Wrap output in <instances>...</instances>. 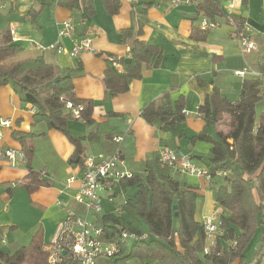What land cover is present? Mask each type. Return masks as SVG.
Wrapping results in <instances>:
<instances>
[{"label":"crops","instance_id":"crops-1","mask_svg":"<svg viewBox=\"0 0 264 264\" xmlns=\"http://www.w3.org/2000/svg\"><path fill=\"white\" fill-rule=\"evenodd\" d=\"M5 1L10 12L5 31H9L22 48L17 59L42 56L55 65L61 75L70 73L77 99L93 103L92 124L86 125L77 119L67 126L70 137L84 138L81 156L85 159L120 152L117 168L123 173L130 174L139 164L153 160L162 146L193 156L192 162L203 167L200 163L210 156L212 144L199 141L191 145L188 139L204 127L197 108L205 96L217 87L230 101H235L238 85L250 78L234 75L244 66L253 65L264 83V49L256 55L257 59L241 54L231 33L234 26L230 23H221L212 29L204 41L190 37L192 20L201 21L195 4L173 6L171 2L160 1L140 15L133 8L136 0H120L118 12L109 15L102 0H92L94 15L87 17L81 10L72 11L53 6V0H41L42 9L32 18L31 8H38L33 0ZM221 8L227 15L243 17L250 36L261 37L264 46V0H222ZM64 21L75 27L72 39L58 38ZM124 29L132 30L131 39L137 38L158 48L161 60L157 67H143L141 77L131 82L126 93L110 98L106 95L103 75L110 59L117 62L112 69L119 76L122 64L129 61L131 39L122 40L120 34ZM82 37L90 38L94 52L83 51L71 56L68 52L73 40ZM57 40L64 49L59 54L48 50ZM201 78L206 82L199 83ZM161 98L173 108L182 104V111L187 113L182 124L184 137H174L161 130L159 123L149 125L141 118L142 110ZM33 111L30 105L23 104L19 93L11 86L0 87V119L12 121L10 128L2 129L0 138V247L5 252L27 246L35 234L40 235L44 244H50L69 211L93 220L74 201L83 164L73 163L75 147L64 134L48 130L35 137L34 155L29 163L18 156L13 160L4 157V150L17 153L20 150L19 143L12 137V129L29 132ZM208 133L215 137L213 127L208 128ZM108 135L113 136V142H106ZM38 171L46 172L50 186L37 188L29 194L26 184L31 172ZM71 177L74 179L69 181ZM181 178L197 190L194 213L197 222L201 223L215 211L222 213L215 203V181L219 178L209 182L195 175L181 174ZM116 185L110 196H117ZM98 191L108 197L102 187ZM108 214L102 207L100 217Z\"/></svg>","mask_w":264,"mask_h":264},{"label":"trees","instance_id":"trees-1","mask_svg":"<svg viewBox=\"0 0 264 264\" xmlns=\"http://www.w3.org/2000/svg\"><path fill=\"white\" fill-rule=\"evenodd\" d=\"M171 0H136L133 8L143 15L157 2ZM38 8H31L32 18L41 11V0H33ZM109 15H114L120 7V0H102ZM222 0H195L196 14L201 17L192 20L190 37L204 41L207 34L221 23H230L231 33L237 42L238 33L245 25L243 17L227 15L223 12ZM53 6L69 10H81L83 15L92 17V0H53ZM205 21L208 28L202 29ZM213 26V27H212ZM123 41L132 37L131 29L121 31ZM256 50L245 55L258 56L264 46L262 38L252 37ZM264 40V38H263ZM22 48L9 31L0 30V87L11 86L19 93L25 105L34 108L31 129L22 132L12 129V137L19 143L18 157L26 163L34 155L35 137L48 130L64 134L74 145V159L83 164L81 156L84 138H72L67 131L68 123L81 119L86 125L92 124L93 103L77 99L73 90L70 73L61 75L59 69L44 60L42 56L17 59ZM256 51V54L254 52ZM257 59V57H256ZM161 51L137 38L131 39L129 61L122 64V73L113 69L114 59L107 61L103 75V85L107 97L113 98L129 90L133 80L141 77L143 67L159 65ZM245 67V66H244ZM250 67V66H248ZM251 65L250 68H252ZM254 70V67L252 68ZM57 79L50 87L47 84ZM206 82L201 78L199 83ZM83 105L84 110L75 118L65 110L66 103ZM182 104L171 107L164 98L150 103L141 112V118L149 125L159 123L160 129L181 138L185 134L182 124L185 120ZM183 112V113H182ZM197 115L203 120V129L192 135L188 141L212 144L210 156L203 162V168L210 180L219 178L222 183L216 188L215 203L222 210L218 216L219 234L213 243L207 244L203 226L194 219L197 190L188 186L181 174L159 163L157 156L138 165L130 176L121 178L118 184L122 190L135 188L132 197L120 202V213L102 215L98 222L106 233L105 239L121 243L120 253L112 260H101L99 264H262L264 256V83L260 78H246L237 89V99L230 101L217 87L205 96ZM258 117V118H257ZM213 127L215 137L208 133ZM106 142H113L108 135ZM114 144V143H113ZM115 149V148H114ZM114 151V150H113ZM179 152L180 150H174ZM120 153V152H119ZM193 160V156H189ZM201 162V160H200ZM141 170V171H140ZM218 173H224L217 176ZM46 172H31L26 184L29 194L37 188L50 186ZM43 178H41V177ZM45 178V179H44ZM176 206V210L173 207ZM177 214V217H175ZM146 227V231H144ZM261 227L259 247L251 262L245 260V250ZM122 233L135 236L129 250ZM71 237L67 232L58 241L60 252L53 264H78L69 251ZM39 234L30 243L15 252H5L0 247V264H50L51 255ZM207 248V253L204 249Z\"/></svg>","mask_w":264,"mask_h":264},{"label":"built area","instance_id":"built-area-1","mask_svg":"<svg viewBox=\"0 0 264 264\" xmlns=\"http://www.w3.org/2000/svg\"><path fill=\"white\" fill-rule=\"evenodd\" d=\"M241 2V0H238ZM173 6L179 4H195V0H171ZM213 27V26H212ZM201 28L206 29L208 25L205 21L201 22ZM75 36V27L69 21H64L58 30V38L72 39ZM237 47L241 54H248L256 50V44L252 40L249 30L246 25L238 33ZM49 51L57 54L64 51L62 46L57 40L54 44L50 45ZM83 51H93L89 37H82L79 40H73V46L68 52L71 56H76ZM234 75L238 78L244 79L246 77L259 78L261 73L245 66L242 69L236 70ZM65 110L70 112L75 118L80 117V113L84 110L83 105H73L68 102L65 105ZM184 114H187L184 112ZM12 124L11 119H0V138L2 136L3 128H10ZM118 142V138L115 140ZM4 157L13 160L18 153L14 150L7 149L3 152ZM119 153L104 156L98 155L96 157H87L83 161L80 185L74 197V201L83 207L86 215H91L93 220L87 216H79L72 211L67 213L65 221L60 225L58 234L55 239L50 243L48 249L51 253L48 262L53 264L58 259L59 249L58 241L61 235L65 232L70 235L71 241L69 251L71 256L78 262V264H99L101 260H112L120 253L121 243L116 241H108L105 239L106 233L98 222L102 212L101 197L97 190L102 187L108 192V199L113 201L111 184L117 183L121 178L127 176L129 173H123L118 170ZM159 163L168 167L171 170L177 171L180 174L195 175L199 178L205 179L206 182L210 181V176L201 167L196 166L189 155L179 151L176 152L168 147H159L157 153ZM224 173H218L217 176H222ZM74 178H69V181ZM122 202V201H120ZM119 202V203H120ZM119 203H114L116 215L120 213ZM220 214V213H219ZM218 212L215 211L209 216L205 217L201 224L203 226L205 238L208 245L213 243L214 236L219 234L217 228ZM135 239V236L122 233L121 240ZM207 253V248L204 249Z\"/></svg>","mask_w":264,"mask_h":264},{"label":"rangeland","instance_id":"rangeland-1","mask_svg":"<svg viewBox=\"0 0 264 264\" xmlns=\"http://www.w3.org/2000/svg\"><path fill=\"white\" fill-rule=\"evenodd\" d=\"M9 17H10V12L8 11V6H7L6 1L5 0H0V30L1 31H5L6 30L7 24H8V21H9ZM192 117H194V116L192 115ZM209 133H211V131H209ZM184 146L185 145L182 146V149L184 148ZM203 161L205 162V161H207V159H203ZM200 164L204 167L203 163H200ZM215 182H216L215 183L216 186H218L219 184L222 183V180L221 179H217ZM115 189L117 191V196L113 197V201L112 202H110V200L108 199L107 194H105V193H103L101 191H98V193L100 194V197H101V203H102V207H103L104 212L106 214L110 213L112 216H116V210H115L114 203H119L120 201H122L124 199L132 197L134 195L135 191H136L135 188H130V187L126 188L125 190H122L117 185H116ZM146 230H147L146 227H144V231H146ZM261 233H262V228L259 227L257 229L255 237L253 238V240L251 241V243L249 244V246L245 250L244 256H245V260H246L247 263L251 262L254 259V254H255L257 248L259 247L258 240H259V235ZM132 241L133 240L130 239V238L126 239L125 246H126L127 250L130 249V247H131V245L133 243ZM261 262H262V264H264V256L262 257ZM129 263L130 264H138V263L132 262V261L129 262ZM233 264H236V263H233Z\"/></svg>","mask_w":264,"mask_h":264},{"label":"water","instance_id":"water-1","mask_svg":"<svg viewBox=\"0 0 264 264\" xmlns=\"http://www.w3.org/2000/svg\"><path fill=\"white\" fill-rule=\"evenodd\" d=\"M57 82V79H55L53 82L47 84V87H50L53 83ZM73 163L77 164L78 163V159L74 160ZM173 210H176V206L173 207ZM175 217H177V214H175Z\"/></svg>","mask_w":264,"mask_h":264}]
</instances>
